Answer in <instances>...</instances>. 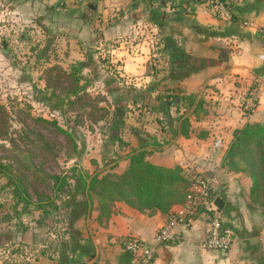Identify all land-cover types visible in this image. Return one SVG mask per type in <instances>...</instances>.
Returning <instances> with one entry per match:
<instances>
[{
	"label": "crops",
	"instance_id": "obj_1",
	"mask_svg": "<svg viewBox=\"0 0 264 264\" xmlns=\"http://www.w3.org/2000/svg\"><path fill=\"white\" fill-rule=\"evenodd\" d=\"M226 1L227 15L216 16L204 0H0V59L11 43L24 53L47 46L55 57L79 59L92 46L110 54L120 75L140 76L137 90L158 75L166 93L179 90L180 101L168 103L162 116L153 113L155 96L143 104L149 111L129 112L133 126L108 170L122 172L127 153L142 148L153 164L213 176L214 201H222L219 213L231 234L227 251L206 248L208 222L199 214L176 227V239L156 245L154 235L180 204L150 214L116 201L103 224L95 208L71 220L75 232H64L62 247L53 240L36 264H136L119 243L127 235L155 246L150 264H264V205L251 204L248 175L222 166L233 131L264 120V0ZM89 3L96 5L90 15ZM143 129L151 142L142 143ZM219 138L224 147H215Z\"/></svg>",
	"mask_w": 264,
	"mask_h": 264
},
{
	"label": "rangeland",
	"instance_id": "obj_2",
	"mask_svg": "<svg viewBox=\"0 0 264 264\" xmlns=\"http://www.w3.org/2000/svg\"><path fill=\"white\" fill-rule=\"evenodd\" d=\"M12 45L9 56L0 59V264H33L53 240L62 247L74 201L86 199L85 187L75 185L84 186L91 174L118 163V148L128 137V126H133L126 122L131 120L127 106H134L132 100L149 111L143 104L155 103L160 95L153 113L162 116L168 103L174 106L181 95L166 101L159 75L137 90L140 76L120 75L110 54L100 48L86 47L79 59L78 54L66 53L55 57L45 44L32 45L27 53ZM154 86L159 93H151ZM144 130L138 133L145 136L142 143H149ZM53 175L66 176L69 185L57 192L47 189L39 177L50 182ZM43 193L56 205L46 206L45 215L36 207Z\"/></svg>",
	"mask_w": 264,
	"mask_h": 264
},
{
	"label": "trees",
	"instance_id": "obj_3",
	"mask_svg": "<svg viewBox=\"0 0 264 264\" xmlns=\"http://www.w3.org/2000/svg\"><path fill=\"white\" fill-rule=\"evenodd\" d=\"M176 93H179V90L175 89L173 93H166V101L177 100ZM156 99L160 100V95H157ZM132 103L133 107L127 106L130 111H136L139 116L145 113L142 106H137L135 99L132 100ZM116 106L119 107V103H116ZM154 111H157L156 107ZM107 118L108 113L102 120ZM156 121L159 122V119L157 118ZM117 137L120 138V135ZM72 144L76 146L74 142ZM124 144L126 145V142H123ZM147 155L146 149L132 150L126 155L127 166L122 172L98 171L88 177L84 186L75 185L77 189L85 187L86 199L74 201L75 208L69 214L72 220L92 210L94 202L96 203L94 208L98 212L96 220L99 224H103L109 218L116 201H123L139 211L150 214L157 210L169 213L174 205L181 204L193 182L191 172L180 165L169 168L153 164L146 158ZM222 166L228 171L242 172L248 175L252 180L249 189L251 204L253 206L264 205V120L247 122L233 131V137L224 154ZM198 174L201 173H195V176ZM49 177L50 182H47L45 177H39V180L42 181L41 184L44 187L52 189L53 192L69 185L66 176L53 175ZM25 200L27 203L31 201L29 198H25ZM74 202L71 203L74 204ZM53 203V197L50 198L43 193L39 194L36 207L40 214L45 215L48 214L46 206L56 207ZM18 249L12 248L11 251L18 252ZM45 253L42 249L39 254ZM40 255L34 257L33 264L39 261Z\"/></svg>",
	"mask_w": 264,
	"mask_h": 264
},
{
	"label": "built area",
	"instance_id": "obj_4",
	"mask_svg": "<svg viewBox=\"0 0 264 264\" xmlns=\"http://www.w3.org/2000/svg\"><path fill=\"white\" fill-rule=\"evenodd\" d=\"M81 4L85 0H71ZM209 11L216 16L227 15L226 0H204ZM260 32L264 35V26ZM264 60V53L261 55ZM261 80H264V72ZM222 139H216L215 147H224ZM193 180L185 200L178 208L172 210L167 221L158 229L154 235L156 245L167 244L176 239V227L187 226L193 219L204 214L208 222V231L204 239V245L208 249L227 251L231 245L230 231L224 226L218 206L214 201L215 179L208 174L191 175ZM123 251L130 254L136 264H150L155 257V246L147 245L134 236H123L119 241Z\"/></svg>",
	"mask_w": 264,
	"mask_h": 264
},
{
	"label": "water",
	"instance_id": "obj_5",
	"mask_svg": "<svg viewBox=\"0 0 264 264\" xmlns=\"http://www.w3.org/2000/svg\"><path fill=\"white\" fill-rule=\"evenodd\" d=\"M95 9H96V5L94 3H89L87 5L85 13L90 15L92 10H95ZM83 17H85V15ZM3 45H5V44L3 43ZM215 204L218 206V208H220V209L222 208V201L221 200H216Z\"/></svg>",
	"mask_w": 264,
	"mask_h": 264
}]
</instances>
